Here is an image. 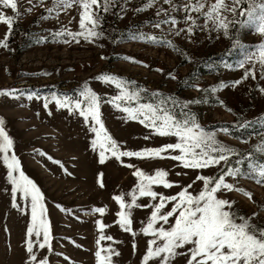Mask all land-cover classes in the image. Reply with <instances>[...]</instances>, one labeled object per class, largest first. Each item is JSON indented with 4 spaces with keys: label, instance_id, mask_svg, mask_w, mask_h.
<instances>
[{
    "label": "rangeland",
    "instance_id": "1",
    "mask_svg": "<svg viewBox=\"0 0 264 264\" xmlns=\"http://www.w3.org/2000/svg\"><path fill=\"white\" fill-rule=\"evenodd\" d=\"M172 2L187 3L188 0ZM201 2L205 3L204 10H207V5L214 3V0ZM244 2L247 4L244 8L246 10L249 0H241L235 13L221 10V14L229 20L233 16L237 21L246 19V11H241ZM259 2L261 0H256V3ZM18 3L20 15L14 19L18 27L12 29L8 35V46H0V88L33 90L43 97L52 90L72 91L75 94V90L87 80L89 86L104 101L101 112L109 132L118 141L125 142L129 148L159 146L175 142L176 138L160 136L138 121L124 119L125 114L122 111L107 103L119 90L115 85L96 80L94 77L100 73L119 74L134 81L135 85H129L130 88L145 87L150 91L159 89L164 94H171L181 100L202 97L203 103L190 104L189 107L197 114L199 123L209 130H218L225 123L233 124L241 116L253 120L264 114V93L259 91V87H264V77L260 75L259 61L253 56L243 68L235 66L245 52L255 53L257 49L245 48L242 51L239 46L231 47L233 39H239L244 45H256L264 40V34L259 33L252 25H232L230 38L222 30L213 29L211 20L205 28L204 18L200 16L197 23L201 27L195 29L189 39L183 33L179 36L168 33L169 25H161L159 28L154 26L158 7L169 8L164 0H155L153 6L141 11L136 9L146 3V0H120L115 8L104 14L105 37L95 43L81 39L78 44H65L63 39H67L66 37L54 40L52 32L59 30L62 24L67 26L69 21L70 27L78 30V6H73L66 12L54 13L45 19L46 9L51 7L53 0H43V7L37 4V0H33L30 12L26 11V0H18ZM125 3L122 14L118 15L121 4ZM223 3L228 7L233 6V0H223ZM6 11L12 14L11 9ZM173 14L182 17L184 12ZM191 15L199 14L193 11ZM160 16L163 18V13ZM178 27H185L182 20ZM6 32L7 25L0 22V38H4ZM138 32L160 39H171L179 46L180 51L166 43L132 38ZM41 37L44 39L41 40ZM230 48L231 51L226 52ZM184 52H187L191 60L184 58ZM126 57H134L135 62ZM225 61L232 64V67H225ZM202 68L206 73H200ZM248 68H253L255 78L250 75L242 79L239 85H233L231 82L240 79ZM170 71L174 72L175 79L167 76ZM221 81L223 86L212 92L211 88ZM187 82L199 84L209 91L204 93L196 87H188ZM217 97L224 101V105L217 102ZM42 105V98L29 100L24 95L17 98L0 95V116L5 119V131L14 140V151L21 160L25 174L38 184L45 197L47 217L51 224L52 250H38V255H47L50 264H96L95 242L101 232L95 226V221L101 219L107 225L104 234L114 237L112 241L101 240L102 255L108 251L105 246L110 244L120 253L118 257H112L116 264H140L148 237L138 230L141 227L140 221L145 219L147 212L144 209L134 211L133 228L137 229V233L133 236L114 223L119 207L111 198L115 192L131 189L135 182L132 170L110 158L102 166L106 187L98 188L94 183V175L101 166L97 163V154L89 148L86 127L81 119L67 110L56 109L54 101H50L49 105L53 114L48 116ZM229 108L232 111H228ZM256 124L243 129L232 128L239 130L244 136L242 139L217 131L221 141L244 154L242 171L251 172L247 166L249 152L253 154V159L264 161V154L258 147L264 141V129L256 127ZM146 136L148 139H144ZM41 152L47 153L53 159H61L74 175L66 176L58 165L48 160L47 156H42ZM124 159H130V162L138 164L146 171L163 167L170 170L173 179H181L185 183L196 175L195 171L180 166L173 168L177 162L170 157L152 160ZM181 171L188 175L176 177L175 172ZM216 171L212 167L205 170L204 174L214 175ZM236 183L253 193L252 199L242 193H232L239 200L238 206L243 213L250 214L264 204V181L253 179L251 175H241ZM200 185L201 182L196 181L193 188L199 190ZM6 188L9 191H5ZM157 190L170 194L179 189L173 187L166 190L157 186ZM10 200L6 166L0 161V264H22L26 259L23 241L27 222L31 219L30 201L18 199L20 209H27L21 211L12 207ZM141 202L146 201L141 198ZM56 204L73 209L75 214L64 212ZM104 205H107V209L102 214L91 211L92 207ZM260 215L264 217V212ZM133 240L137 245L135 251L132 247ZM61 252L64 256L59 255ZM177 264L181 262L177 260Z\"/></svg>",
    "mask_w": 264,
    "mask_h": 264
},
{
    "label": "snow or ice",
    "instance_id": "2",
    "mask_svg": "<svg viewBox=\"0 0 264 264\" xmlns=\"http://www.w3.org/2000/svg\"><path fill=\"white\" fill-rule=\"evenodd\" d=\"M26 2L28 4L26 11H32L33 0H26ZM164 2L169 4V8L158 7L154 26L159 28L161 25H169L167 32L177 36L183 33L190 39L194 30L201 27L197 23L200 16L204 18L205 28L211 20L213 29L222 30L226 37H230V27L237 23L241 26L252 25L259 33L264 34V0L259 3H256V0H249L247 9L241 10L246 11V19L238 21L235 16L229 20L221 14V10L235 13L236 6L241 3V0H233L232 7L224 4L223 0H214V3L207 5V10H204L206 5L201 0H188L187 3H173L172 0H164ZM118 3L120 0H53L51 7L46 9L44 18L48 19L54 13L66 12L73 6H78V30H73L69 21L67 26L62 24L59 30L53 31L52 37L54 40L66 37L67 39H63L65 44H78L81 39L95 43L106 35L103 30L104 14L115 8ZM154 3L155 0H146V3L136 11L151 7ZM37 4L44 6L43 0H37ZM125 6L126 3L121 4L118 15L122 14ZM6 9H11L12 14H8ZM19 9L18 0H0V22H4L8 28L4 38H0V46H8L6 43L8 35L13 29L15 17L20 15ZM181 11L184 12L182 17L173 14ZM193 11L199 15H191ZM160 13H163V18ZM181 20L185 25L184 28L178 27ZM132 38L166 43L180 51L179 46L171 39H160L143 32L135 33ZM40 39L43 40L44 37ZM236 46H239L242 51L245 48H255L257 51L245 52L235 66L243 68L255 56L260 63V75L264 77V40L256 45H244L239 39H233L231 47ZM230 51L231 48L226 50V52ZM183 55L185 59L191 60L187 52ZM126 59L135 62L134 57H126ZM140 63L144 62L140 61ZM223 63L225 67H232V64L226 61ZM250 75L255 78L253 68L246 69L240 79L231 83L239 85L242 79ZM167 76L171 79L176 78L173 71L168 72ZM94 78L115 85L119 90L118 94L107 100V103L122 111L125 114L124 119L138 121L152 133L160 136H174L175 142L159 146L129 148L125 142L118 141L109 132L102 118L101 104L104 102L102 97L89 86L87 80L75 90V94L72 91L52 90L41 97L37 91L6 87L0 88V95L12 98L24 95L29 100L42 98V106L48 116L53 114L49 105L50 101H54L56 109L67 110L80 118L86 127L89 148L97 154V163L101 166L94 175V183L98 188L106 187L102 166L110 158H114L119 164L132 170L131 174L135 182L131 189L115 192L111 198L119 207L115 213L117 219L114 223L133 236L137 233V229L133 228L134 211L144 209L147 212L145 219L140 221L141 227L138 230L148 237L140 264H177V260L181 264H264V217L260 215L264 212V204L259 205L256 211L245 214L238 206L239 200L232 196L233 192H237L252 199L253 193L239 187L236 179L241 175H251L253 179L264 181V161L253 159V154L249 152L247 166L251 172L242 171L244 154L234 146L221 141L217 136V131L231 134L233 127L243 129L256 123L264 129V114L253 120L244 119L241 116L231 126L225 123L218 130H209L199 123L197 114L189 107L190 104L203 103L202 97L181 100L171 94L166 95L159 89L150 91L145 87L130 88L129 85H135L134 81L109 72L100 73ZM191 79L190 76L189 81ZM186 86L196 87L204 93L209 91L199 84L190 82H187ZM222 86L223 81L212 87L211 91L215 92L217 87ZM259 91L264 93V87H259ZM216 99L219 104L224 105L223 100L218 97ZM228 111L232 109L229 108ZM258 147L264 154V141H261ZM40 154L47 156L48 160L58 165L66 176L74 175V172L70 171L61 159H53L52 156L43 152ZM165 157H170L177 162L173 168L180 166L195 171V177H190L185 183L181 179H173L170 170L163 167L146 171L138 164L130 162V159H124L152 160ZM0 161L6 166V179L10 186L12 207L20 209L18 203L20 198L30 201L31 219L27 222L23 241L26 259L22 264H50L47 255H38V250L47 249L49 252L52 250L51 224L47 217L44 193L38 184L25 174L21 160L14 151V140L5 131L3 116H0ZM212 167L217 169L214 175L204 174L205 170ZM187 175V172H175L176 177ZM196 181L201 182L199 190L193 188ZM157 186L166 190L177 187L179 190L169 194L158 191ZM5 191H9V188ZM141 198L146 202H141ZM55 206L64 212H73V209L63 205ZM106 209L107 205H104L92 207L91 211L102 214ZM20 210L27 211L26 208ZM76 218L80 219L79 216ZM95 226L101 232L95 242L96 264H116L112 257H118L119 251L109 244L105 246L108 251L102 255L100 247L101 240L112 241L114 237L104 234L107 225L101 219L95 221ZM132 247L135 251L137 247L135 240L132 242ZM59 255L64 256V253L61 252Z\"/></svg>",
    "mask_w": 264,
    "mask_h": 264
},
{
    "label": "trees",
    "instance_id": "3",
    "mask_svg": "<svg viewBox=\"0 0 264 264\" xmlns=\"http://www.w3.org/2000/svg\"><path fill=\"white\" fill-rule=\"evenodd\" d=\"M247 6V4H245V2L242 4V9H244L245 7ZM16 27H18V24L17 23H15L14 22V25H13V29H15ZM201 74H203V73H206V71L205 70H203V68H202V70H201V72H200ZM228 126H231L232 125V123H226ZM256 127H260V125L257 123L256 124ZM231 135L232 136H234V137H236V138H239V139H242L244 136H242V134H240V132H239V130H235V129H232V131H231Z\"/></svg>",
    "mask_w": 264,
    "mask_h": 264
}]
</instances>
